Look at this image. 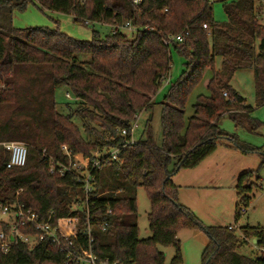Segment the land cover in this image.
Segmentation results:
<instances>
[{"label":"trees","instance_id":"1","mask_svg":"<svg viewBox=\"0 0 264 264\" xmlns=\"http://www.w3.org/2000/svg\"><path fill=\"white\" fill-rule=\"evenodd\" d=\"M220 1L224 23L215 21L206 0H142L137 7L132 0H0V201L18 203L43 220L50 217L53 225H67L78 253L86 256L85 214L73 208L82 195L80 186L70 175L51 174L48 159L67 164L63 145L72 154L90 156L128 140L130 134L124 139L121 131L157 105L154 97L169 74L173 49L184 63L159 104L161 145L148 123L145 138L121 150L119 162L94 172L92 194L98 197L90 200L91 251L98 262L164 264L156 247L172 246L171 264H182L177 232L185 229L207 238L202 264H264V227L240 229L242 240L228 227H204L178 202L172 181L179 170L195 168L212 155L221 141L243 154L262 152L225 133L219 123L228 116L235 128L251 135L263 126L230 82L236 72L252 71L256 104H264V24L257 11L264 0ZM29 3L70 16L74 24L90 28V39L77 41L55 28H15L13 12ZM126 23L135 31L127 34ZM95 26L109 31L101 33ZM177 36L180 42L163 43ZM206 71L211 73L209 95L196 97L185 122V106ZM58 90L69 95H63L66 102H56ZM10 142L26 145L25 166L6 168L9 153L1 145ZM252 177L247 172L236 181V197L244 208L251 200ZM138 188L145 190L150 205V237L145 240L139 239ZM239 216L235 214V222ZM20 232L36 234L30 227ZM249 240L256 241L260 257L237 252ZM0 264H65V256L49 242L18 244L7 253L0 250Z\"/></svg>","mask_w":264,"mask_h":264},{"label":"rangeland","instance_id":"2","mask_svg":"<svg viewBox=\"0 0 264 264\" xmlns=\"http://www.w3.org/2000/svg\"><path fill=\"white\" fill-rule=\"evenodd\" d=\"M206 1L212 4L215 21L218 23L226 22L223 3L220 0ZM257 11L261 14L262 23L264 24V2L257 4ZM12 25L18 29L55 28L60 33L77 41H88L91 36L90 28L74 24L70 16L40 10L31 3L27 4L23 11L15 10L13 12ZM95 30L101 33L109 31L107 28L99 26H95ZM125 31L127 34L130 33V31ZM183 63L184 57L171 49L169 74L154 97L157 105L151 113H141L137 117V128L132 136L135 143L145 138L146 127L149 123L155 143L158 146L161 145L159 104L163 102L164 94L170 84L180 76L183 70ZM219 67L220 60H217L216 69ZM210 76V71H206L200 84L191 93L184 110L185 122L192 115V105L196 97L209 95L206 86ZM230 86L245 100V106L253 110L251 116L262 122L263 126L258 135H251L243 129L235 128L232 120L228 116H223L219 127L228 135L235 134L239 142L261 149L262 152L243 154L240 150L233 147V144L231 145L229 141H221L212 155L195 168L179 170L172 177V181L177 187L178 202L191 211L202 226L226 228L231 225L235 235L242 240L240 229L264 227V164L261 163V155L264 154V104L260 106L256 104L252 71L241 70L236 72L231 79ZM64 94L65 92L62 90L56 92L57 103L66 102L63 98ZM60 110L64 114L69 112L65 107H60ZM149 117H151L150 122H148ZM74 123L77 126L81 125L78 120H74ZM247 172L253 174L250 185H253L254 188L250 194L249 206L244 208L238 203L235 186L236 178ZM255 176H258V181ZM136 205L139 239L145 240L150 237L147 221L150 205L143 188H138L136 191ZM237 213H240V216L235 222L234 216ZM177 240L181 251L182 264H202V253L207 243L204 233L182 229L177 232ZM156 249L163 253L164 264H171L175 255V248L158 245ZM237 252L249 258L262 255V251L250 240L246 244L239 246Z\"/></svg>","mask_w":264,"mask_h":264},{"label":"built area","instance_id":"3","mask_svg":"<svg viewBox=\"0 0 264 264\" xmlns=\"http://www.w3.org/2000/svg\"><path fill=\"white\" fill-rule=\"evenodd\" d=\"M142 0H132L135 7L140 5ZM205 28V26H204ZM122 29V28H121ZM124 30L134 32L135 29L131 28L128 23L123 27ZM143 30H146L143 29ZM114 33V32H113ZM181 36L169 37L163 41L165 45L171 42H180ZM4 85H0V91ZM226 97V93H223ZM69 98L68 94H65ZM138 117V116H137ZM137 117H135L129 130H122L120 137L126 138L130 134V138L125 140L120 147L112 150H103L92 152L90 156H83L81 154H72L71 151L65 146H61L62 155L66 158L67 164L55 161L52 158L48 159L49 172L59 177L70 175L74 177L76 183L80 186L81 197L78 202L73 205V208H81L85 214L86 227L85 232L88 237L89 251L86 256L78 253L71 239L72 230L65 224L53 225L51 218L48 217L43 220L38 214L30 209H25L18 203H7L0 201V250L2 253H7L12 247L18 244H25L30 247L40 243L49 242L59 248L65 256V264H110L108 261L98 262L96 257L91 251V244L93 238L91 236V225L89 221L90 207L94 204L90 200H94L98 195H93L95 191V177L94 172L100 171L103 167L111 162H119V153L121 150L126 149L127 146L135 143L133 141V134L137 128ZM2 148L9 153L7 169L21 168L25 166L27 161V147L21 143H3ZM45 156L44 151H42ZM52 215V213H51ZM4 217V218H2ZM7 226V231H4L1 225ZM106 223L101 224L100 229L105 230ZM30 227L36 231V234H23L20 232L21 228ZM229 229H232L231 227Z\"/></svg>","mask_w":264,"mask_h":264},{"label":"crops","instance_id":"4","mask_svg":"<svg viewBox=\"0 0 264 264\" xmlns=\"http://www.w3.org/2000/svg\"><path fill=\"white\" fill-rule=\"evenodd\" d=\"M238 178V177H237ZM237 178H236V181H237ZM228 228H230L231 227V225H229V226H227Z\"/></svg>","mask_w":264,"mask_h":264},{"label":"water","instance_id":"5","mask_svg":"<svg viewBox=\"0 0 264 264\" xmlns=\"http://www.w3.org/2000/svg\"><path fill=\"white\" fill-rule=\"evenodd\" d=\"M150 118H151V117H149V119H150ZM255 242H256V241H255V240H253V243H254V244H255Z\"/></svg>","mask_w":264,"mask_h":264}]
</instances>
